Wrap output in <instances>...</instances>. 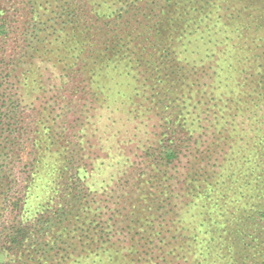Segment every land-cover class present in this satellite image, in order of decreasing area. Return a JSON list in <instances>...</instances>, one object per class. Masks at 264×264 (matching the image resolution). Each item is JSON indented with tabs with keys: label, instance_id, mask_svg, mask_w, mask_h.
Returning <instances> with one entry per match:
<instances>
[{
	"label": "trees",
	"instance_id": "1",
	"mask_svg": "<svg viewBox=\"0 0 264 264\" xmlns=\"http://www.w3.org/2000/svg\"><path fill=\"white\" fill-rule=\"evenodd\" d=\"M0 264H264V0H0Z\"/></svg>",
	"mask_w": 264,
	"mask_h": 264
},
{
	"label": "rangeland",
	"instance_id": "2",
	"mask_svg": "<svg viewBox=\"0 0 264 264\" xmlns=\"http://www.w3.org/2000/svg\"><path fill=\"white\" fill-rule=\"evenodd\" d=\"M96 116L101 117L99 124L87 132L89 146H92V148L88 146L87 152L94 157V165L100 170L97 175L95 174L94 182L97 185L110 184V180H113V184L114 180L119 177L117 168L122 164V156L129 158L133 167L140 164L141 150L152 140L153 122H145L139 131L129 132V128L133 127L132 123L119 121L115 117L113 124L112 118L116 116L114 113L98 111ZM71 123L72 119H69L70 132L75 133L78 125Z\"/></svg>",
	"mask_w": 264,
	"mask_h": 264
}]
</instances>
